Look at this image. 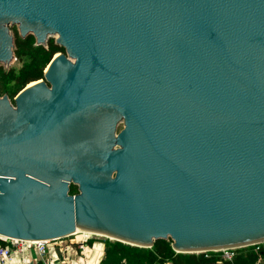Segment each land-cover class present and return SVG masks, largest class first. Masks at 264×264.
Instances as JSON below:
<instances>
[{
    "label": "water",
    "instance_id": "1",
    "mask_svg": "<svg viewBox=\"0 0 264 264\" xmlns=\"http://www.w3.org/2000/svg\"><path fill=\"white\" fill-rule=\"evenodd\" d=\"M13 27L65 53L0 97L1 239L264 244V0H0V66Z\"/></svg>",
    "mask_w": 264,
    "mask_h": 264
},
{
    "label": "trees",
    "instance_id": "2",
    "mask_svg": "<svg viewBox=\"0 0 264 264\" xmlns=\"http://www.w3.org/2000/svg\"><path fill=\"white\" fill-rule=\"evenodd\" d=\"M60 53L64 54L65 50L54 41L43 47L37 46L36 39L32 36L22 39L16 35L15 56L23 66L18 71L10 68L7 73L0 68V90L13 100L27 86L43 80L46 69ZM70 193L77 194L78 188L73 186ZM109 242L106 245L108 251L100 264H257L260 259H264V247L260 252L252 247L239 249L232 261H223L215 252L190 256L177 254L172 248V241L167 240L157 241L151 249ZM0 243L5 244L3 241ZM88 245L91 246L92 243L89 242Z\"/></svg>",
    "mask_w": 264,
    "mask_h": 264
},
{
    "label": "built area",
    "instance_id": "3",
    "mask_svg": "<svg viewBox=\"0 0 264 264\" xmlns=\"http://www.w3.org/2000/svg\"><path fill=\"white\" fill-rule=\"evenodd\" d=\"M62 240L46 242H23L0 238V241L5 243H0V264H29L27 258L34 256L37 258V264H73L74 261L72 262L68 260L65 256V254H67V248H62L64 247L62 246ZM80 242L81 243L79 247L83 252L88 246L89 242L87 240ZM251 247L254 248L256 252H260L261 248L264 247V244H256L255 246ZM55 250H58L61 253L60 257L56 258V260L52 256V253H54ZM236 251L238 250H225L215 253L218 254L223 261H232L235 257ZM78 264H88V262L84 261L83 263ZM257 264H264V259H260Z\"/></svg>",
    "mask_w": 264,
    "mask_h": 264
},
{
    "label": "crops",
    "instance_id": "4",
    "mask_svg": "<svg viewBox=\"0 0 264 264\" xmlns=\"http://www.w3.org/2000/svg\"><path fill=\"white\" fill-rule=\"evenodd\" d=\"M80 243L81 242L78 239L62 240V246H64L62 248H67V254H65L67 259L72 262L74 261L73 264L83 263L84 261L88 262V264H100L102 259L104 258V255H106L105 244L97 242L92 244L91 246L88 245L82 252L79 247ZM60 254L61 253L58 250H55V252L52 253V256L56 260V258L60 257ZM27 261L29 262V264H37V258L35 256L28 257Z\"/></svg>",
    "mask_w": 264,
    "mask_h": 264
},
{
    "label": "rangeland",
    "instance_id": "5",
    "mask_svg": "<svg viewBox=\"0 0 264 264\" xmlns=\"http://www.w3.org/2000/svg\"><path fill=\"white\" fill-rule=\"evenodd\" d=\"M11 31H12V34L14 35L15 39H16V35H18V36L20 37L21 34H19V31H18L17 27H13V29L11 28ZM50 41H54V42H55V38H54V39H51ZM49 43H50V42H49ZM15 57H16V56H15ZM22 66H23V64L18 63V62H17V59H16V60L14 61V63L12 64V66H10V67L0 66V68H3V71H5V73H7V72L9 71L10 68H15V69L18 71V70H20V69L22 68ZM5 95H7V94L3 93V91L0 90V97H3V96H5ZM16 97H17V96H16ZM16 97H15V98H16ZM15 98H14V99H15ZM14 99H13V100H14ZM11 100H12V99H11ZM13 100H12V102H13ZM122 129H123V127L121 126V127L119 128V132H120ZM82 238H83V237H81V234H78V235H74V236L70 237L69 239H73V240L78 239L79 241H83ZM88 242H91L92 244L99 242V243H103V244H105V246L108 245V244L110 243L108 240H107V242H106L105 239H94V240L92 239V240H90V241H88ZM111 243H113V242H111Z\"/></svg>",
    "mask_w": 264,
    "mask_h": 264
},
{
    "label": "bare ground",
    "instance_id": "6",
    "mask_svg": "<svg viewBox=\"0 0 264 264\" xmlns=\"http://www.w3.org/2000/svg\"><path fill=\"white\" fill-rule=\"evenodd\" d=\"M33 85H36V84H32L30 87H32ZM78 234H81V237L83 241H90V240H94V239H105V240H108V241H111V242H116L115 240L113 239H110V238H106V237H103V236H100V235H95V234H92V233H89V232H78L76 235Z\"/></svg>",
    "mask_w": 264,
    "mask_h": 264
}]
</instances>
